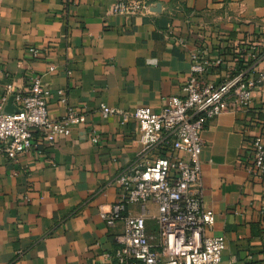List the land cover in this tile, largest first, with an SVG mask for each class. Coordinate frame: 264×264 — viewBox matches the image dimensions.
Wrapping results in <instances>:
<instances>
[{"label": "crops", "instance_id": "1", "mask_svg": "<svg viewBox=\"0 0 264 264\" xmlns=\"http://www.w3.org/2000/svg\"><path fill=\"white\" fill-rule=\"evenodd\" d=\"M118 1L0 0V102L12 87L4 112H16L13 95L27 94L38 75L51 92L52 119L67 109L85 117L54 147L36 135L15 162L0 146V264H114L105 255L119 247L123 224L108 228L100 211L117 201L115 180L137 162L141 145L130 117L103 120L100 106L160 112L182 96L199 47L223 60L204 78L211 84L247 65L251 47L264 53V0H143L134 17L114 15ZM256 134L264 136V88L248 112L223 113L202 133V206L215 216L211 235L225 240V264H264V176L249 174ZM128 211L145 215L155 246L157 206Z\"/></svg>", "mask_w": 264, "mask_h": 264}, {"label": "built area", "instance_id": "2", "mask_svg": "<svg viewBox=\"0 0 264 264\" xmlns=\"http://www.w3.org/2000/svg\"><path fill=\"white\" fill-rule=\"evenodd\" d=\"M143 0H121L112 13L121 17L140 15ZM246 53L248 64L226 76L220 83L211 84L204 78L212 69L221 66L222 57L208 56L206 48L199 47L190 57V71L182 87V96L170 97L160 112L139 107L127 113L101 105L103 120L112 116L130 117L136 124L141 150L138 160L121 171L115 184L117 201L100 218L112 229L122 221L123 228L117 241L119 247L112 255H105L114 264H225L222 254L226 243L223 237L211 235L215 216L202 206L200 155L203 150L202 133L209 121L223 114L240 115L248 112L256 90L264 88V53L255 47ZM34 59L43 52L29 49ZM53 73L55 68L47 70ZM10 84L4 86L0 102V146L6 159L15 162L20 154L32 149L35 136L48 147L58 139L68 137L72 128L82 125L85 117L67 109L59 120L47 111L50 90L41 77L33 75L27 94L17 93L13 100L14 113H5L3 106L11 94ZM62 104L64 94L59 91ZM97 138L93 137L92 142ZM249 147L252 161L249 174L264 176V136L251 137ZM154 155L153 160L149 158ZM157 206V244L146 233L144 214L133 215L129 206L143 208Z\"/></svg>", "mask_w": 264, "mask_h": 264}]
</instances>
